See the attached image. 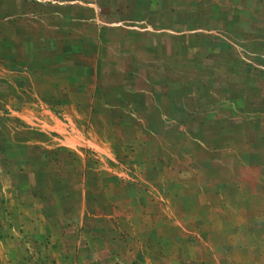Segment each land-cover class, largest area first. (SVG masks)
Returning a JSON list of instances; mask_svg holds the SVG:
<instances>
[{"label": "rangeland", "instance_id": "1", "mask_svg": "<svg viewBox=\"0 0 264 264\" xmlns=\"http://www.w3.org/2000/svg\"><path fill=\"white\" fill-rule=\"evenodd\" d=\"M0 264H264V0H0Z\"/></svg>", "mask_w": 264, "mask_h": 264}, {"label": "crops", "instance_id": "2", "mask_svg": "<svg viewBox=\"0 0 264 264\" xmlns=\"http://www.w3.org/2000/svg\"><path fill=\"white\" fill-rule=\"evenodd\" d=\"M109 25H110V26H113L112 28H116V27L119 25V23H110ZM110 26H108V27H110ZM107 29L109 30V28H107ZM140 30L147 31V30H149V28L140 29ZM152 31H155V32H162V31L154 30V29H153Z\"/></svg>", "mask_w": 264, "mask_h": 264}]
</instances>
